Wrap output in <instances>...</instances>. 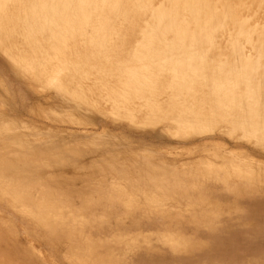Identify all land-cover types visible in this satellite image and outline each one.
Wrapping results in <instances>:
<instances>
[{
  "label": "rangeland",
  "instance_id": "obj_1",
  "mask_svg": "<svg viewBox=\"0 0 264 264\" xmlns=\"http://www.w3.org/2000/svg\"><path fill=\"white\" fill-rule=\"evenodd\" d=\"M51 59L0 48V264H264L252 118L199 122L115 83L74 95L49 84Z\"/></svg>",
  "mask_w": 264,
  "mask_h": 264
},
{
  "label": "bare ground",
  "instance_id": "obj_2",
  "mask_svg": "<svg viewBox=\"0 0 264 264\" xmlns=\"http://www.w3.org/2000/svg\"><path fill=\"white\" fill-rule=\"evenodd\" d=\"M0 48L31 70L52 54L49 84L74 95L115 83L128 99L157 107L164 95L199 122L252 118L264 133V0H0Z\"/></svg>",
  "mask_w": 264,
  "mask_h": 264
}]
</instances>
